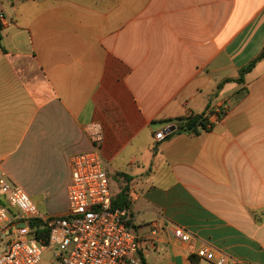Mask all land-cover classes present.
Returning <instances> with one entry per match:
<instances>
[{
  "label": "crops",
  "instance_id": "0c3cea01",
  "mask_svg": "<svg viewBox=\"0 0 264 264\" xmlns=\"http://www.w3.org/2000/svg\"><path fill=\"white\" fill-rule=\"evenodd\" d=\"M4 2L0 173L40 215H67L71 158L98 123L136 259L193 264L210 245L199 264H264V59L236 81L264 49V0ZM197 115L207 130L179 132Z\"/></svg>",
  "mask_w": 264,
  "mask_h": 264
},
{
  "label": "built area",
  "instance_id": "2783aa9c",
  "mask_svg": "<svg viewBox=\"0 0 264 264\" xmlns=\"http://www.w3.org/2000/svg\"><path fill=\"white\" fill-rule=\"evenodd\" d=\"M4 20L0 15L2 24ZM86 133L93 150L71 158L69 210L64 217H42L23 189L0 173V264H38L47 253L59 264H141L136 259L139 241L125 211L113 206L108 164L101 155V125L89 124ZM171 231L183 243L193 239L181 226ZM215 252L204 245L196 256L213 261ZM227 263L220 253L216 264Z\"/></svg>",
  "mask_w": 264,
  "mask_h": 264
},
{
  "label": "trees",
  "instance_id": "16d2710c",
  "mask_svg": "<svg viewBox=\"0 0 264 264\" xmlns=\"http://www.w3.org/2000/svg\"><path fill=\"white\" fill-rule=\"evenodd\" d=\"M22 1H29V0H22ZM3 28H4V25L0 22V46H2L1 42H2ZM263 59H264V49L256 59H254L247 67H245L244 69L240 71V75H239L240 77L236 81L242 82L244 80V77L247 74H249L256 67L258 62H260ZM208 125H209V121L207 118H205V115H197V116L191 117L189 119V122L179 129V132L190 131V132L197 133L199 129L207 130ZM125 193L126 191H123L121 195H119L116 199L113 200L114 208H117V209L127 208L128 202H127V199L125 198ZM199 260L200 259L197 256H191V261L193 264H199ZM141 264H148V263L142 259Z\"/></svg>",
  "mask_w": 264,
  "mask_h": 264
},
{
  "label": "rangeland",
  "instance_id": "374dc122",
  "mask_svg": "<svg viewBox=\"0 0 264 264\" xmlns=\"http://www.w3.org/2000/svg\"><path fill=\"white\" fill-rule=\"evenodd\" d=\"M5 0H0V15L5 14L6 18L9 20L11 16H13V8L10 6L5 5L4 2ZM9 1V0H7ZM20 6V9H24L26 6H23V4H18ZM3 13V14H2ZM5 19V18H4ZM5 21V20H4ZM3 250V244L0 242V255ZM54 257H52L51 253H47L46 255L43 256L42 260L38 264H59V263H53L52 260Z\"/></svg>",
  "mask_w": 264,
  "mask_h": 264
},
{
  "label": "water",
  "instance_id": "95a60500",
  "mask_svg": "<svg viewBox=\"0 0 264 264\" xmlns=\"http://www.w3.org/2000/svg\"><path fill=\"white\" fill-rule=\"evenodd\" d=\"M175 130H176L175 127H171V128H169V129L165 130L164 134H165V135L170 134V133L174 132ZM22 226H24V225H22Z\"/></svg>",
  "mask_w": 264,
  "mask_h": 264
}]
</instances>
